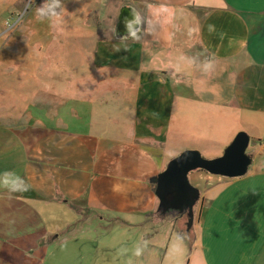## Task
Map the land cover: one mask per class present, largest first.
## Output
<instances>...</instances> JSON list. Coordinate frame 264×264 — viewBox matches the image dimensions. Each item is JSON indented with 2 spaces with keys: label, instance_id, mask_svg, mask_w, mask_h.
<instances>
[{
  "label": "crops",
  "instance_id": "0c3cea01",
  "mask_svg": "<svg viewBox=\"0 0 264 264\" xmlns=\"http://www.w3.org/2000/svg\"><path fill=\"white\" fill-rule=\"evenodd\" d=\"M81 1L93 6L71 36L7 37L6 79L32 73L17 54L43 59L5 88L62 93L0 123V264H264V0ZM124 5L138 27L118 37ZM204 69L232 80L200 83ZM239 131L246 174L208 178L190 237L182 215L175 234L151 177L185 149L221 155Z\"/></svg>",
  "mask_w": 264,
  "mask_h": 264
},
{
  "label": "rangeland",
  "instance_id": "374dc122",
  "mask_svg": "<svg viewBox=\"0 0 264 264\" xmlns=\"http://www.w3.org/2000/svg\"><path fill=\"white\" fill-rule=\"evenodd\" d=\"M14 2L15 5H13ZM42 2L44 5H41ZM82 2L83 1L81 0H61V8L55 9V12L58 13V15L52 16V12L45 7L46 0H0V63H1L0 67L2 69L4 68L7 69V66L9 64L8 61H12L11 59L3 58L4 56L7 55V50H6L7 37L10 36L12 33H15L18 38L23 37L26 40L30 39L32 41L37 40L35 42L36 45L38 46L40 45L38 39H43V36L46 34L55 35L56 33H60V32L67 34L68 36L75 34V30H76L75 28H77V25L75 24H77V19L86 17L90 8L93 6V5H87V1H85L82 5L81 4ZM40 6L45 8V15L43 17H41L37 12V9ZM62 37H64V35H62ZM30 46L32 47L33 44L31 43ZM4 49L5 51H3ZM22 55L23 53L21 55L17 54V57L14 59V61L17 66L30 67V70H32L31 74L28 73L23 74L21 70L19 74H16L15 76L13 75L12 77L10 76L11 77L10 80L6 79L7 77L6 73H2V75H0V123L2 124H10V125L26 124L28 121L27 115L29 114L30 110L31 109L35 110L36 108L39 109V107H42L39 104L41 103V98L45 99L46 97H48L49 99H52L53 97L55 98L62 93L61 89L56 88V84L54 80H53L54 84H52V88L50 89L38 88V89L25 90L19 88L18 90H13L9 92L6 88L12 86V84L14 86L16 84V80H18L19 77L20 78L30 77L32 79H34L35 77H39V75L37 74L35 75V71L37 65L43 58L35 56V53H32L31 58H25ZM70 57H71V51L69 49L66 55V60L69 65H71ZM64 60L62 61V64ZM169 60L171 66H172V62L175 63V66L173 68L171 67L175 72L170 73V76L180 78L182 76V73H180V70L177 68L178 66L177 60L179 59L173 57L170 58ZM42 64L43 65L45 64V59L42 60ZM50 67H54V65L53 66L50 65ZM203 72L204 74L203 77L200 79V83L205 81V83H207V85L209 86L213 85L212 82L215 81L220 83L222 77H223L222 80H224V85L228 84L232 80L231 78L232 75L229 71H225L224 75L219 72L218 74H216L215 72L212 73L211 70L205 71V69L203 70ZM12 78L14 80H12ZM10 82L12 84H10ZM5 86L7 87L5 88ZM49 87H51V84H49ZM8 92L11 95L15 94L14 97L10 96L11 97L10 101L8 98L9 97ZM224 93L230 95L231 91L230 89L225 88ZM24 105H26L27 107L26 109L24 108ZM193 107L194 109H200L199 106H193ZM213 109H214L213 107H206V109H203V111L209 114L213 111ZM258 117L259 115H256L257 120ZM262 128L264 129V127ZM225 147L223 148L225 149ZM203 156L207 157L208 154H205ZM195 171L196 170L189 172L190 174H188L189 175L188 179L193 186L197 187L200 190V195H201L203 186L208 182V178L214 177L213 176L214 174L208 173L205 170H201L203 171L200 172L202 173V176H198L197 172ZM194 211H196V205L194 207ZM165 216L166 217L164 218L165 219L164 221H167L169 224L168 227L170 228L173 227L174 232H176L175 234H177L179 232V229L177 228V224H173L172 222L173 220L170 218V215L166 214ZM180 221L183 225V234L187 237H190L191 227L188 228L187 226L188 217L186 215H183L182 217H180ZM180 241L183 243V240ZM171 243H173V240L171 241ZM171 246L172 245H170V247ZM174 257L175 256L171 255V252H167V259H172ZM178 257L179 256H176L174 258V263L179 262L181 260Z\"/></svg>",
  "mask_w": 264,
  "mask_h": 264
},
{
  "label": "water",
  "instance_id": "95a60500",
  "mask_svg": "<svg viewBox=\"0 0 264 264\" xmlns=\"http://www.w3.org/2000/svg\"><path fill=\"white\" fill-rule=\"evenodd\" d=\"M138 27L137 14L133 7H121L116 35L123 37L131 34ZM250 137L245 131H239L233 140L217 157H204L197 149H185L169 160L164 170L152 176L153 192L159 200L160 215H187L188 228L192 226L194 206L200 198V190L193 186L189 172L203 169L208 173L225 177H239L246 174L251 164L247 152Z\"/></svg>",
  "mask_w": 264,
  "mask_h": 264
},
{
  "label": "clouds",
  "instance_id": "9594fccd",
  "mask_svg": "<svg viewBox=\"0 0 264 264\" xmlns=\"http://www.w3.org/2000/svg\"><path fill=\"white\" fill-rule=\"evenodd\" d=\"M45 7L52 12V16L58 15V13L55 12V9L61 8V0H46ZM37 12L43 17L45 15V8L40 6L37 9ZM137 254H139V250L137 251Z\"/></svg>",
  "mask_w": 264,
  "mask_h": 264
},
{
  "label": "flooded vegetation",
  "instance_id": "af4514ba",
  "mask_svg": "<svg viewBox=\"0 0 264 264\" xmlns=\"http://www.w3.org/2000/svg\"><path fill=\"white\" fill-rule=\"evenodd\" d=\"M195 207V206H194ZM185 215V214H184ZM183 216V215H182ZM187 216V215H186Z\"/></svg>",
  "mask_w": 264,
  "mask_h": 264
}]
</instances>
